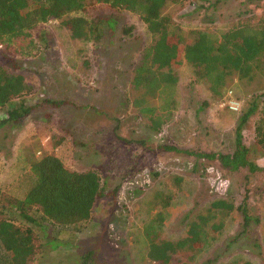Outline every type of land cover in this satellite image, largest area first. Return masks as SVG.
Masks as SVG:
<instances>
[{
  "label": "rangeland",
  "instance_id": "obj_1",
  "mask_svg": "<svg viewBox=\"0 0 264 264\" xmlns=\"http://www.w3.org/2000/svg\"><path fill=\"white\" fill-rule=\"evenodd\" d=\"M162 14L182 28L183 36L189 30L222 33L263 20L264 0L167 2ZM70 15L112 20L114 28L104 22L98 33L74 39L59 20H49L30 31L36 43L31 56L0 48V65L21 73L31 87L13 103L65 100L0 128V189L22 197L32 182L30 163L53 154L70 170L97 173L105 195L96 200L90 218L78 224L81 230L55 227L38 217L28 223L3 207L0 217L33 230L35 250L27 264H83L81 253L88 250L94 254L91 264H153L146 257L147 232L157 229V217L164 218L160 237L175 242L214 200L237 207L245 192L248 227L235 208L214 210L222 224L219 232L199 251L180 255L189 264H264V150L254 140L259 114L242 128L243 142L260 167L248 178L243 169L200 164L187 153L234 149L238 117L264 94V57L254 60L250 78L230 74L219 96L184 61L176 70L172 118L154 132L145 109L158 101L136 89L132 78L142 50L155 36L137 13L101 3ZM228 90L242 104L238 113L221 106Z\"/></svg>",
  "mask_w": 264,
  "mask_h": 264
},
{
  "label": "trees",
  "instance_id": "obj_2",
  "mask_svg": "<svg viewBox=\"0 0 264 264\" xmlns=\"http://www.w3.org/2000/svg\"><path fill=\"white\" fill-rule=\"evenodd\" d=\"M184 1L0 0V45L9 53L31 56L36 43L30 31L49 20H59L74 39L98 33L104 22L108 25L107 29H113L112 20H88L81 15H70L100 3L114 10L137 13L155 39L142 50L134 68L132 83L146 95L156 97L154 99L158 104L147 107L145 111L152 130L159 132L172 118L176 104V70L184 61L198 71L197 75L208 83L211 93L219 96L230 74L250 78L254 60L259 56L264 57V19L256 24L236 25L222 33L189 30V36H183L182 28L174 24L169 16L162 14V8L167 2ZM30 89L21 73L9 72L0 65V111H3L0 128L6 124H18L43 105L58 107L65 102L44 98L42 105L13 103L29 93ZM254 113L259 114L254 124V140L264 150L263 94L248 103V107L238 117L233 150L219 152L191 149L187 153L200 164L207 162L208 165L214 161L229 172L243 169L246 171L244 177L248 178L260 169L251 159V148L243 142L242 134L243 125ZM139 142L146 145L144 141ZM163 147L166 150L175 149L172 146ZM29 172L32 182L22 197L0 189V211L3 207L15 210L28 223L36 222L38 217L55 227L81 230L78 224L90 218L96 200L105 195L97 173L70 170L53 154H44L32 161ZM245 193L237 207L224 199L214 200L206 210L187 223L184 235L175 242L160 237L164 218L157 217V229L147 232L148 260L153 264H189L180 254L199 251L222 227L221 222L216 220L214 210L235 208L242 215V226L248 227L251 218L247 207L248 195ZM33 236L30 227H20L10 219L0 217V264H27L35 250ZM80 257L83 264H91L94 254L88 250L81 253ZM239 264L252 263L243 261Z\"/></svg>",
  "mask_w": 264,
  "mask_h": 264
},
{
  "label": "built area",
  "instance_id": "obj_3",
  "mask_svg": "<svg viewBox=\"0 0 264 264\" xmlns=\"http://www.w3.org/2000/svg\"><path fill=\"white\" fill-rule=\"evenodd\" d=\"M2 45H0V48ZM221 106L226 107L229 111L238 113L241 111L242 104L239 100L233 97L232 90H228L226 95L222 98Z\"/></svg>",
  "mask_w": 264,
  "mask_h": 264
}]
</instances>
